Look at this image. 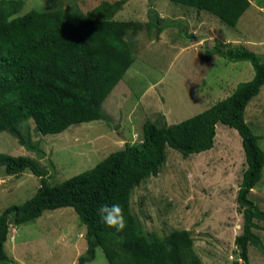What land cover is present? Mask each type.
Segmentation results:
<instances>
[{
	"label": "rangeland",
	"instance_id": "rangeland-1",
	"mask_svg": "<svg viewBox=\"0 0 264 264\" xmlns=\"http://www.w3.org/2000/svg\"><path fill=\"white\" fill-rule=\"evenodd\" d=\"M119 1L22 0L21 8L11 17L30 10H59L63 18L77 20L83 28L95 20L142 25L126 38L134 62L102 104V120L72 125L60 133H48L41 117L27 120L18 130L31 150L12 135L0 133V153L32 158L46 172L49 185L90 170L124 144L143 146L145 122L158 126L180 123L228 97L238 84L250 81L254 74L250 63L207 55L215 44L244 47L264 58L254 51L264 39L263 19L260 24L254 20L255 27L249 28L244 20L231 28L205 12L152 0L164 26L160 37L156 28L145 26L149 0H124L113 12L103 11ZM244 121L264 152V85L248 103ZM165 151L166 161L158 175L144 180L131 193L130 212L139 228L156 237L187 230L193 252L204 264L240 262L234 245L242 228L236 193L246 164L238 133L218 124L211 150L187 158L169 147ZM39 186L40 180L30 171L11 176L0 166V214L27 201ZM249 199L264 210V168ZM257 225L254 232L264 245V222ZM84 235L85 227L74 210L61 208L45 211L33 222L10 225L4 250L9 264H77L86 250ZM248 257L249 264H264V255L254 246L248 247ZM104 260L101 248H96L95 259L88 264Z\"/></svg>",
	"mask_w": 264,
	"mask_h": 264
},
{
	"label": "trees",
	"instance_id": "trees-1",
	"mask_svg": "<svg viewBox=\"0 0 264 264\" xmlns=\"http://www.w3.org/2000/svg\"><path fill=\"white\" fill-rule=\"evenodd\" d=\"M205 12L234 28L249 7L248 0H167ZM124 0L103 11L120 8ZM22 0L0 1V133L12 135L31 150L18 126L41 117L48 133H60L72 125L103 119L101 107L134 62L127 41L142 27L135 21L95 20L85 28L61 11L30 10L17 14ZM117 7V8H115ZM146 28L164 26L149 0ZM208 56L218 55L230 62H248L254 71L250 81L240 83L226 98L180 123L158 126L147 121L142 126L143 146L124 144L90 170L61 183L49 185L47 174L27 156L0 153L5 174L30 171L40 180L35 194L21 205L0 214V264H9L4 244L8 228L35 221L45 211L72 208L85 227L86 250L77 264L95 259L101 248L108 264H204L193 252L187 230H175L156 237L145 235L130 212L132 191L144 180L156 177L166 161V147L183 158L209 151L214 146L216 126L234 129L241 138L246 169L236 193L242 215L241 233L234 238L238 259L233 264H249L248 247L264 255V245L254 232L264 222V210L249 199L264 168V152L258 137L244 121L248 103L264 85V58L244 47L215 44ZM42 130V129H41ZM119 203L126 227L117 232L107 227L98 214L102 205Z\"/></svg>",
	"mask_w": 264,
	"mask_h": 264
},
{
	"label": "crops",
	"instance_id": "crops-1",
	"mask_svg": "<svg viewBox=\"0 0 264 264\" xmlns=\"http://www.w3.org/2000/svg\"><path fill=\"white\" fill-rule=\"evenodd\" d=\"M249 2V7L248 9L245 11L246 16L249 15L250 17H246L244 19V14L240 17V19L238 20L237 24L235 27H238L240 23H242L244 20H247L248 22V27H255V23L254 20H256L257 24L261 23V19L264 20V0H248ZM174 4V3H173ZM204 13V12H201ZM207 14V13H205ZM208 16H210L209 14H207ZM211 18L213 20H216V18L212 17ZM264 24V23H263ZM161 37V35H160ZM223 43H228L227 40H223ZM257 49L254 50L255 52L261 53L264 55V39L258 41L257 45L255 46ZM117 96L114 97V99H116Z\"/></svg>",
	"mask_w": 264,
	"mask_h": 264
},
{
	"label": "clouds",
	"instance_id": "clouds-1",
	"mask_svg": "<svg viewBox=\"0 0 264 264\" xmlns=\"http://www.w3.org/2000/svg\"><path fill=\"white\" fill-rule=\"evenodd\" d=\"M98 214L101 217L102 222L107 227L114 228L117 232L123 231V229L126 227V220L123 214V209L119 205V203H114L110 206H100V208L98 209ZM102 264H106V260H104Z\"/></svg>",
	"mask_w": 264,
	"mask_h": 264
},
{
	"label": "bare ground",
	"instance_id": "bare-ground-1",
	"mask_svg": "<svg viewBox=\"0 0 264 264\" xmlns=\"http://www.w3.org/2000/svg\"><path fill=\"white\" fill-rule=\"evenodd\" d=\"M9 240L12 241V240H13V237L11 236V237L9 238Z\"/></svg>",
	"mask_w": 264,
	"mask_h": 264
}]
</instances>
